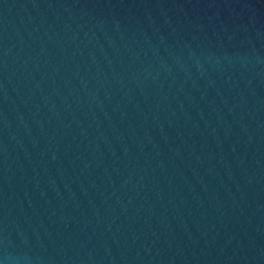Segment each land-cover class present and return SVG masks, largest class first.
Listing matches in <instances>:
<instances>
[{
	"label": "water",
	"instance_id": "95a60500",
	"mask_svg": "<svg viewBox=\"0 0 264 264\" xmlns=\"http://www.w3.org/2000/svg\"><path fill=\"white\" fill-rule=\"evenodd\" d=\"M0 264H264V0H0Z\"/></svg>",
	"mask_w": 264,
	"mask_h": 264
}]
</instances>
